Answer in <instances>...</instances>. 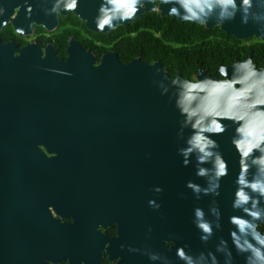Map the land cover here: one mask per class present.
I'll use <instances>...</instances> for the list:
<instances>
[{
	"label": "water",
	"instance_id": "water-1",
	"mask_svg": "<svg viewBox=\"0 0 264 264\" xmlns=\"http://www.w3.org/2000/svg\"><path fill=\"white\" fill-rule=\"evenodd\" d=\"M0 3L6 9V14L0 18V30L13 17L17 7L21 10L14 23L23 27L25 33L32 32L33 21L50 29L58 21L57 17L44 15V8L51 5L39 0H33L31 19L23 11V0H0ZM95 7L94 0H85L78 15L93 31L94 25L89 21L95 15ZM148 12L151 11L146 8L138 13L137 19ZM224 31L240 40L258 39L248 34L238 21ZM105 33L110 32L105 29ZM253 55L252 51L250 56ZM96 61L92 51L74 40L68 58L62 59L52 47L44 54L35 44L19 48L13 42L4 43L0 39V264H60L64 261L80 264L81 260L100 264L106 240L96 227L59 224L48 213L44 223L34 214L27 185L29 160L22 144L28 143L34 131L43 129L51 130V135L54 131L65 132L64 138L71 144L66 147L64 160L70 175L81 172L80 162L76 160L79 141L109 140L119 142L121 150L125 148V186L123 189L122 181L115 202L121 209L124 204V216L119 209V237L111 241L108 248L110 254L121 257L118 264H150L146 256L121 251L120 244L151 246L173 259L175 248L168 252L165 245L166 241H174L170 239H176L177 245L188 240L197 252L214 248L215 239L203 245L191 222L193 207L207 210L211 198L196 201L185 188L189 179L197 183L204 181L195 177L194 168L183 167L182 158L177 155L179 117L169 98L160 94L157 82L162 73L158 75L155 68H161L169 79L176 77H170L161 62L149 63L140 57L125 64L111 52L103 56L100 65L97 66ZM65 70L73 76L60 75ZM200 72L204 75L199 79L205 76L222 79L204 70ZM178 75L183 76L181 72ZM10 125L14 127L13 132L1 129ZM234 133L235 128L230 127L215 137L230 162V174L222 181L220 198L224 231L217 233L225 238L232 228L229 217L238 214L232 209L234 179L239 173V156L231 144ZM120 163L122 166L123 162ZM119 172L123 180L122 170ZM15 175L22 176L18 184ZM154 186L164 188L158 197L151 191ZM71 198L73 196L67 195L66 203L75 202ZM153 198L162 204L159 212L148 207V200ZM99 203L101 205L100 200ZM99 239L103 242L95 241ZM238 260L243 264L242 259Z\"/></svg>",
	"mask_w": 264,
	"mask_h": 264
},
{
	"label": "clouds",
	"instance_id": "clouds-1",
	"mask_svg": "<svg viewBox=\"0 0 264 264\" xmlns=\"http://www.w3.org/2000/svg\"><path fill=\"white\" fill-rule=\"evenodd\" d=\"M50 4L45 16L59 17L76 13L85 0H39ZM95 15L89 21L100 33L115 32L121 25L136 21L138 13L146 8L157 16L162 13L186 25L217 27L230 30L238 21L248 34L264 40V0H94ZM23 11L28 19L34 11L33 0H23ZM21 9L17 8L19 12ZM6 14L0 3V18ZM35 21H33V25ZM251 25L249 28L248 26ZM16 34L25 35L23 27ZM229 68L232 69L231 75ZM49 71V69H45ZM157 82L161 96H167L179 117L177 155L185 168L192 167L195 177L186 181L185 188L196 201L209 197L207 210L200 206L192 209V224L205 246L215 239L214 248L194 251L190 244H176L174 259L151 246L133 247L120 244L121 251L146 256L150 264H264V67L258 66L252 56L238 60L230 67L221 64L219 77L213 79L200 72L192 79L176 75L169 79L161 68ZM60 75L72 77L70 71ZM224 121H230L226 124ZM230 127L235 128L231 144L239 156V173L234 179L235 191L229 217L232 226L228 238L217 233L224 231V215L220 205L222 181L230 174V162L221 150L217 136ZM187 133V134H186ZM151 191L158 197L162 186ZM183 198V193L180 194ZM148 207L159 212L162 204L149 199ZM152 229H148L151 234ZM177 241L176 239H170ZM171 252L173 248H166ZM80 264H87L81 260Z\"/></svg>",
	"mask_w": 264,
	"mask_h": 264
},
{
	"label": "flooded vegetation",
	"instance_id": "flooded-vegetation-1",
	"mask_svg": "<svg viewBox=\"0 0 264 264\" xmlns=\"http://www.w3.org/2000/svg\"><path fill=\"white\" fill-rule=\"evenodd\" d=\"M18 13L15 11L10 21L0 30V39L4 43L13 42L19 48L35 44L44 54L49 47H52L59 58L66 59L69 56L72 40H74L79 42L83 48L94 53L97 58V66L102 63L103 56L111 52L117 54L119 60L125 64L143 56L141 52L130 62H124L121 59L122 55L126 56L129 53L124 48L123 38L137 34L136 30L130 28L131 24L121 26L115 32L100 33L89 29L86 21L76 13H68L60 15L53 28L50 29L43 23L35 22L32 32L25 33L23 37H20L16 34L17 26L14 23ZM120 29L124 33L118 36L117 33ZM101 34L107 36V39H100ZM97 52L101 53L100 58H98ZM1 129L10 133L14 127L10 125ZM50 133L51 130L46 131L45 129L34 131L28 143L22 144L23 153H27L25 157L29 160L27 185L32 195L36 218L45 223V215L48 213L59 224L96 227L106 240L100 264H118L121 257L110 254L108 248L111 241L119 237L121 218L118 215L121 213L119 209L124 216V204L121 209L115 202L119 197L122 181L123 189L125 186L124 174L127 167L125 148L121 150L119 142H109V140L94 143L77 141L79 144L76 145L80 148L76 160L80 162L81 172L79 175H70L66 172L64 161L65 150L68 145H71L70 141L64 138V131H54L52 135ZM88 146H95L96 149L92 150ZM120 161L123 162L122 166ZM121 170L123 180L119 172ZM21 177L15 175L16 184L19 183ZM122 192L124 194V191ZM67 195L73 196L71 200L75 202L66 203ZM95 241L102 243L103 239ZM184 243L190 244L188 240ZM176 244H178L176 241L165 242L168 248H175ZM92 263L94 264V262ZM60 264L70 263L64 261Z\"/></svg>",
	"mask_w": 264,
	"mask_h": 264
},
{
	"label": "trees",
	"instance_id": "trees-1",
	"mask_svg": "<svg viewBox=\"0 0 264 264\" xmlns=\"http://www.w3.org/2000/svg\"><path fill=\"white\" fill-rule=\"evenodd\" d=\"M130 28L137 34L123 38L129 53L122 55V61L130 62L142 52L143 60L161 62L172 78L181 72L192 79L201 70L219 77V65H232L249 57L252 51L257 65L264 67V41L257 38L240 40L222 28L190 26L153 12L138 18ZM123 33L120 29L117 34ZM100 39L106 40L107 36L101 34ZM97 54L100 58L101 53Z\"/></svg>",
	"mask_w": 264,
	"mask_h": 264
}]
</instances>
